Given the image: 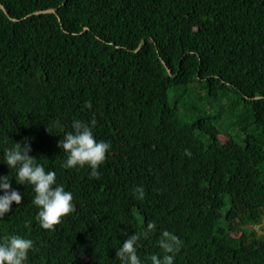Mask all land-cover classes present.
Returning a JSON list of instances; mask_svg holds the SVG:
<instances>
[{
  "label": "trees",
  "instance_id": "trees-1",
  "mask_svg": "<svg viewBox=\"0 0 264 264\" xmlns=\"http://www.w3.org/2000/svg\"><path fill=\"white\" fill-rule=\"evenodd\" d=\"M0 4V176L22 195L0 218V243L31 239L25 264H120L122 243L155 222L138 247L141 264L164 255L162 230L183 241L174 264H264V235L245 227L264 219V0ZM93 118L95 139L111 144L98 180L87 166L63 168L57 147L74 120ZM25 139L73 195L75 212L54 231L36 220L33 186L2 162ZM229 144L253 187L211 207L202 180Z\"/></svg>",
  "mask_w": 264,
  "mask_h": 264
},
{
  "label": "clouds",
  "instance_id": "clouds-1",
  "mask_svg": "<svg viewBox=\"0 0 264 264\" xmlns=\"http://www.w3.org/2000/svg\"><path fill=\"white\" fill-rule=\"evenodd\" d=\"M86 108H91L90 102L85 104ZM96 120L93 118L89 123L74 120L72 131L63 135L57 147L67 154L66 162L62 165L65 169L84 168L91 169L90 178L99 179L101 173L98 171L100 165L105 162L106 154L111 148V144L104 141H97L93 135L92 128ZM32 151L30 142L25 139L23 142L15 143L13 147L5 149L3 163L9 169L17 172L16 182L20 185H31L35 196L32 203L39 209L36 220L41 228L54 231L55 227L62 222V218L75 212L73 195L66 191L63 185L56 184V172L45 170L42 164L36 162V158L30 155ZM188 155L190 152L186 150ZM0 218H3L11 211L13 203L20 205L22 195L12 188L9 176H0ZM135 198L143 201L145 190L142 186L133 189ZM156 231L155 222H149L146 228L140 232L128 236L122 246L116 251V258L120 264H141L137 254L138 247L142 240L149 239L150 235ZM158 247L164 255H151L148 257L151 264H174V257L181 250L183 241L168 230L160 232L156 241ZM33 249V241L23 238L20 235L4 236L0 243V264H25L28 253Z\"/></svg>",
  "mask_w": 264,
  "mask_h": 264
},
{
  "label": "rangeland",
  "instance_id": "rangeland-1",
  "mask_svg": "<svg viewBox=\"0 0 264 264\" xmlns=\"http://www.w3.org/2000/svg\"><path fill=\"white\" fill-rule=\"evenodd\" d=\"M234 139L236 135L232 132L230 134ZM221 140L225 142L227 138L221 136ZM227 157L220 162L221 154H214L211 160L210 171L208 176H206L202 182L207 183L206 186H201V193L208 196L211 199V207L217 205L219 201H225L229 203V195L239 190L244 192H249L253 187V178L250 173H248L240 161V154L235 145L229 144L226 151ZM219 168L223 169L224 172L234 174V182L221 181L222 179L218 175ZM217 185V186H216ZM224 192V193H218ZM227 192V193H226ZM224 212V208L221 209ZM246 228H250L257 235H264V219L259 224L247 225Z\"/></svg>",
  "mask_w": 264,
  "mask_h": 264
},
{
  "label": "water",
  "instance_id": "water-1",
  "mask_svg": "<svg viewBox=\"0 0 264 264\" xmlns=\"http://www.w3.org/2000/svg\"><path fill=\"white\" fill-rule=\"evenodd\" d=\"M0 8L5 11V9L3 8V6L0 4ZM55 10L54 8H48V9H45V10H40V11H35L34 14H38V13H54ZM168 73L170 74V71L168 70Z\"/></svg>",
  "mask_w": 264,
  "mask_h": 264
}]
</instances>
